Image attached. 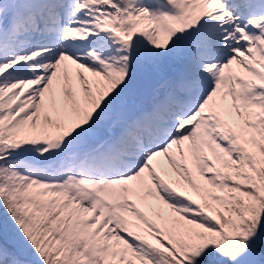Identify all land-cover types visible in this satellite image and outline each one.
<instances>
[{"label": "snow or ice", "instance_id": "1", "mask_svg": "<svg viewBox=\"0 0 264 264\" xmlns=\"http://www.w3.org/2000/svg\"><path fill=\"white\" fill-rule=\"evenodd\" d=\"M0 264H264V0H0Z\"/></svg>", "mask_w": 264, "mask_h": 264}]
</instances>
